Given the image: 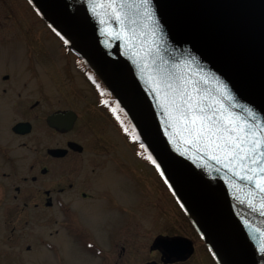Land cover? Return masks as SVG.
Returning <instances> with one entry per match:
<instances>
[{"label":"flooded vegetation","instance_id":"flooded-vegetation-1","mask_svg":"<svg viewBox=\"0 0 264 264\" xmlns=\"http://www.w3.org/2000/svg\"><path fill=\"white\" fill-rule=\"evenodd\" d=\"M22 1L33 13L28 15L31 22L5 13L8 3L0 0L1 256L10 258L11 247L35 229L41 264L48 259L49 264H215L110 94L99 93L96 106L134 145L135 154L141 150V157L120 156L105 136L89 140L97 117L90 115L87 96L69 94L61 100L57 81H15L20 70L34 78L55 76L56 41L73 56L27 0ZM74 58L81 64L76 69L97 87ZM58 115L60 120L49 119ZM170 198L179 220L175 227L169 222ZM172 238L179 243L173 251L154 245ZM185 241L189 255L181 252ZM23 247L24 252L34 251Z\"/></svg>","mask_w":264,"mask_h":264},{"label":"water","instance_id":"water-1","mask_svg":"<svg viewBox=\"0 0 264 264\" xmlns=\"http://www.w3.org/2000/svg\"><path fill=\"white\" fill-rule=\"evenodd\" d=\"M27 1L114 97L215 263L264 264V193L256 181L240 180L222 164L186 150L181 140H170L150 79L163 57L176 75L200 81L250 127H264V0H150L151 18L144 9L133 17L131 42L112 38L121 25L108 0ZM149 47L153 53L146 56ZM56 118L62 115L49 119ZM176 240L154 245L173 251ZM180 245L182 254L192 252L189 242Z\"/></svg>","mask_w":264,"mask_h":264},{"label":"snow or ice","instance_id":"snow-or-ice-1","mask_svg":"<svg viewBox=\"0 0 264 264\" xmlns=\"http://www.w3.org/2000/svg\"><path fill=\"white\" fill-rule=\"evenodd\" d=\"M150 6V0H108L107 7L112 9V18L121 25L112 38L131 42L136 35L134 26L137 21L134 15L144 9V15L151 18L147 12ZM118 9L131 10L132 15L129 11L121 12ZM129 25L133 26L131 35L125 31ZM155 51L158 54L159 48ZM152 53L153 49L149 47L145 55L150 56ZM159 59L160 63L154 69L155 75L150 79L161 102L165 123L171 128L170 140H181L186 150L193 149L198 154L202 153L203 157L222 164L240 180L256 181V187L264 193V127L257 128L254 124L250 127L247 120L228 111L221 100L206 89H201L200 81L191 76L176 75L174 66H169L163 57ZM228 98L231 99L230 96ZM250 115L254 120V114ZM149 159L152 157L149 156ZM152 162L156 163L155 160ZM260 208L264 209V198Z\"/></svg>","mask_w":264,"mask_h":264},{"label":"rangeland","instance_id":"rangeland-1","mask_svg":"<svg viewBox=\"0 0 264 264\" xmlns=\"http://www.w3.org/2000/svg\"><path fill=\"white\" fill-rule=\"evenodd\" d=\"M8 5L5 6L6 11L5 13H14V14H20L24 16L23 20H28V22H31L33 18H29L28 15H31L32 12H30L28 6L23 3L22 0H6ZM33 14V13H32ZM26 22V24L28 23ZM38 29V27L36 26ZM42 30H48L46 26H44L43 23H41ZM50 42V47L53 48ZM56 51H55V57H56V63H57V72L55 76L48 75L45 76L44 73L38 74L35 78L29 77L28 73L26 74L22 73L23 70H20L19 76L15 79V81H57V94L58 98L63 100L64 98H67L65 95L69 94H79L82 96H87L90 102V115H94L97 117L91 128L89 129L88 137L90 141H94L96 139V135L99 136H105L107 140L110 141V143H115L117 152H121L122 157H124V154H127V157L135 158V155L137 157H141V150L138 149L136 154L134 152V145H130L127 143L126 139L123 137V135L120 134V131L115 128L114 124L111 122L108 115L96 106V98L97 95L102 92L107 93L106 91H102L101 87L92 86L91 83H88L85 78L81 75L79 70H77V67H80V63L76 61L74 56L64 51L62 48H60L59 41H56ZM48 72V71H47ZM51 74V73H50ZM13 81V80H12ZM97 88V89H95ZM98 90V91H97ZM63 98V99H62ZM61 104V102H59ZM63 104H66L63 102ZM93 131V132H92ZM124 132L128 133V130L126 128L123 129ZM103 139H98V142H103ZM130 152H134L133 154H130ZM135 154V155H134ZM115 157V156H114ZM175 202L170 198L169 203V222L170 227L174 226L178 220L177 211L174 208ZM175 227V226H174ZM174 228H171L173 230ZM35 232L37 230L32 229L30 231V235H27L24 242L20 243L19 246H13L11 247L10 258L4 259L2 254V250L5 249L4 246L0 245V264H41L39 261H37V258H39L38 246H36L35 240ZM24 245H30L33 248V252H24ZM21 258L24 259L22 262L19 261ZM44 260V259H43ZM43 264H49V259L44 260Z\"/></svg>","mask_w":264,"mask_h":264}]
</instances>
